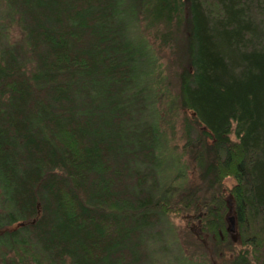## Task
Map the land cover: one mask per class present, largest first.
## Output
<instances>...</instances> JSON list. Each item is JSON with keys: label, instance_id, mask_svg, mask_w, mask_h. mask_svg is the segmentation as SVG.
I'll return each mask as SVG.
<instances>
[{"label": "trees", "instance_id": "obj_1", "mask_svg": "<svg viewBox=\"0 0 264 264\" xmlns=\"http://www.w3.org/2000/svg\"><path fill=\"white\" fill-rule=\"evenodd\" d=\"M165 255L264 264V0H0V264Z\"/></svg>", "mask_w": 264, "mask_h": 264}, {"label": "rangeland", "instance_id": "obj_2", "mask_svg": "<svg viewBox=\"0 0 264 264\" xmlns=\"http://www.w3.org/2000/svg\"><path fill=\"white\" fill-rule=\"evenodd\" d=\"M18 31L16 30V27L12 26L11 27V32L9 33V35H11V38L15 35H18ZM169 136L171 137L169 143L171 145H176V151H179L180 149V145L183 141V137L181 136V130H180V121L179 119H176L175 121V127H174V132L172 134L169 133ZM185 159V156L183 155L181 157V160H184ZM190 174V171L187 170V175ZM231 182V179H227V183H230ZM227 203H228V207H229V210H228V213H227V225H228V229H229V232L231 234V237H232V240L234 242V245L236 247H239L240 246V241H239V236H238V232H237V229H236V224H235V218H234V209H233V198L230 194H227ZM181 228V227H179ZM191 229L192 231H196V228L191 225ZM179 231V234H180V240L183 242V237L185 239H188L189 238V235L187 234V231L183 230L182 228L178 230ZM193 249H195L193 246L192 248L190 249V252L194 254V258L196 260H198L197 256L195 255V252L193 251ZM196 250V249H195ZM212 259H215V258H212ZM212 259H211V263H212ZM162 260V263L164 264H171L173 263L172 262V259L170 257V255H165L164 257L161 258ZM202 262H200L201 264ZM213 264V263H212Z\"/></svg>", "mask_w": 264, "mask_h": 264}]
</instances>
